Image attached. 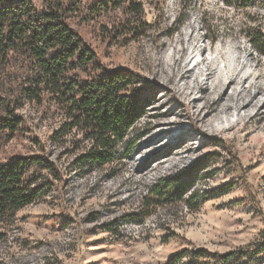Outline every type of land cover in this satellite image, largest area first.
Masks as SVG:
<instances>
[{"label":"rangeland","instance_id":"374dc122","mask_svg":"<svg viewBox=\"0 0 264 264\" xmlns=\"http://www.w3.org/2000/svg\"><path fill=\"white\" fill-rule=\"evenodd\" d=\"M132 2L142 6L140 17L112 7L72 24L105 70H130L153 85L148 115L128 138L134 155L90 173L75 169L69 145L51 141L61 122L55 108L20 101L26 125L0 141V162L45 149L61 179L52 177L41 200L0 226V264H167L185 250L189 258L178 264H190L193 250L264 245V7ZM75 3L90 8L95 0ZM5 74L0 68L12 94ZM207 155L209 167L182 201L145 206L157 179L186 176ZM226 185L231 192L220 195ZM250 264H264V255Z\"/></svg>","mask_w":264,"mask_h":264},{"label":"trees","instance_id":"16d2710c","mask_svg":"<svg viewBox=\"0 0 264 264\" xmlns=\"http://www.w3.org/2000/svg\"><path fill=\"white\" fill-rule=\"evenodd\" d=\"M221 1L228 6L257 3L264 7V0ZM112 7L127 8L130 18L142 14V6L132 0H95L90 8L76 5L75 0H0V68L16 90L10 94L0 82V141L13 139L24 130L26 120L17 112L23 100L50 108L46 111L55 108L61 122L51 141L55 146L58 141L69 145L75 169L90 173L97 166L117 163L119 156L130 159L134 155L135 146L128 138L148 115L153 85L130 70H105L78 26L72 24L73 18L83 20ZM258 42L264 55L262 36ZM44 151L40 156L0 162V226L9 225L15 213L41 200L53 188L52 177L61 179L59 166ZM209 158L198 159L186 176L157 179L144 199L145 206L157 208L182 201L192 178L209 167ZM232 188L223 186L219 194ZM194 199L195 192L191 201ZM4 236L0 231V242ZM188 253L175 255L167 264L180 263L189 258ZM190 254V264H250L264 255V245L226 254L206 249Z\"/></svg>","mask_w":264,"mask_h":264},{"label":"bare ground","instance_id":"6f19581e","mask_svg":"<svg viewBox=\"0 0 264 264\" xmlns=\"http://www.w3.org/2000/svg\"><path fill=\"white\" fill-rule=\"evenodd\" d=\"M229 70L230 74H238L239 72V69H237V67H235L233 64H230Z\"/></svg>","mask_w":264,"mask_h":264}]
</instances>
